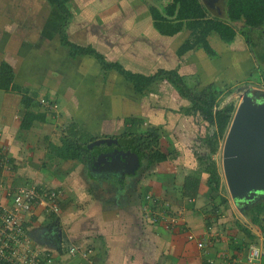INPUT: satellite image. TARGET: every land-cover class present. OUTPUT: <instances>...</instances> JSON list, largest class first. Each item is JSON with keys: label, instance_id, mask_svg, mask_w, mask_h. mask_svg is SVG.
I'll use <instances>...</instances> for the list:
<instances>
[{"label": "crops", "instance_id": "0c3cea01", "mask_svg": "<svg viewBox=\"0 0 264 264\" xmlns=\"http://www.w3.org/2000/svg\"><path fill=\"white\" fill-rule=\"evenodd\" d=\"M40 8V0H0V65L9 66L13 83L29 91V106L44 115L43 121L22 128L26 110L21 94L0 89V184L7 189L56 190L53 204L57 213L37 208L25 220L33 245L52 253V264H249L251 246L260 253L252 264H264V234L260 230H264V220L259 227L244 214L261 199L245 204L242 213L241 204L226 198V206L219 205L212 213L207 190L202 189L191 200L182 195L185 176L196 165V153L185 147L177 149L174 142L196 140L199 133L194 123L203 124L184 114L188 102L182 103L181 128H174L168 138L160 134L159 148L168 154L167 160L150 164L145 154L133 149L129 137H121L128 131L138 135L149 128L143 113L145 94L136 93L116 71L101 70L93 57H71L58 34L62 16L49 6L42 16ZM72 21L65 29L67 39L91 46L104 57L109 56L105 45L113 50L114 42L120 46L125 40L118 25L112 33L111 25L86 22L75 33ZM133 39L143 45L147 42V49L156 54L151 39ZM129 44L126 40L127 47ZM156 55L155 59L162 54ZM193 61L189 56L168 69L177 68L180 75L190 76L183 65ZM158 69L165 68L150 73L126 70L148 76ZM242 70L243 65L236 68ZM159 83L161 91L165 85L174 91L169 84ZM184 123L193 126L194 135ZM67 134L79 144L104 138L117 142L89 148V154L81 153L76 159H64L60 149ZM116 146L131 157L125 154L121 161L115 156L114 163L106 157L95 163L99 153ZM164 175L170 179H163ZM188 235L193 236L192 241ZM197 243L203 246L198 248ZM68 247L77 253L69 255Z\"/></svg>", "mask_w": 264, "mask_h": 264}, {"label": "trees", "instance_id": "16d2710c", "mask_svg": "<svg viewBox=\"0 0 264 264\" xmlns=\"http://www.w3.org/2000/svg\"><path fill=\"white\" fill-rule=\"evenodd\" d=\"M70 1L45 0L49 7L57 10L62 16L58 34L61 45L70 50L71 57H93L101 70L116 71L140 95L153 91L159 82L169 84L181 99L188 102L189 106L184 109V114L195 116L207 124L204 136L197 137L204 150L200 154H195L196 165L185 176L181 192L183 196L191 200L199 195L202 189L207 190V201L211 204L212 213L217 212L219 205L226 206V197L220 192L222 188L221 176L213 156L217 153L220 142L224 140L235 110L234 105L228 103L221 106L219 99L221 90L218 86L210 83L202 89L195 88L189 82L190 78L188 77L190 76L180 75L177 68L158 69L155 73L144 76L124 69L119 63L106 61L105 57L91 46H80L69 41L65 29L70 20L68 9ZM164 1V7L158 8L151 5L148 12L153 29L161 36L173 37L185 30L189 31V38L185 39L176 51L178 58H182L187 52L202 50L210 60L215 57V52L210 45L212 35L224 43H230L234 41L237 32L246 37L247 32L252 29L264 30V0H224L223 9L215 5L214 14L206 8L204 0ZM239 22L243 24V28H239L237 31L234 24ZM262 33L264 34V32ZM245 42L250 45L249 39H246ZM248 64L251 65V62ZM252 67L254 68V65ZM258 75H261L264 82V72L259 71ZM0 89L14 90L21 94L22 106L26 110L22 128L27 129L35 120L43 121L44 115L36 113L29 106L31 102L29 91L13 83L11 69L6 64L0 65ZM125 136L129 137L133 149L147 156L150 164H160L167 160L168 154L162 153L159 148V128L144 129L138 135L128 131L121 137ZM73 138L74 136L70 137L67 134L62 139L60 152L64 159H76L81 153L87 155L91 152L87 143L79 144ZM203 175L206 176L204 180H202ZM239 207L243 213V205H239ZM244 214L248 216L251 224L260 227L261 220H264V217L260 218L264 214V201H256ZM237 227L240 228L239 224ZM260 230L264 234L262 227Z\"/></svg>", "mask_w": 264, "mask_h": 264}, {"label": "rangeland", "instance_id": "374dc122", "mask_svg": "<svg viewBox=\"0 0 264 264\" xmlns=\"http://www.w3.org/2000/svg\"><path fill=\"white\" fill-rule=\"evenodd\" d=\"M212 1L213 0H206V2L211 3L214 7L218 6L220 9H223L224 0H214L213 3ZM151 5L162 8L165 5V1L71 0L68 4L69 12L72 11L69 21L73 20L72 27L74 28L73 31L75 33H77L76 30L79 26L85 27L86 22L88 24H106L107 27L111 25L112 33L116 31L115 25H118L117 28L119 32H122L121 34H125V36H122L121 38H124L125 40L120 42V46L114 42L115 45L113 50L108 45H105V52L109 55L108 57H105V59L109 62L114 61L119 63L122 67L130 71L150 73L159 67L168 69L170 67H174L175 65L182 64L183 59L188 60L190 56L194 60L193 63L187 62V65H183V71L191 76L188 77L190 78V84L198 89L204 88L210 82L218 86L221 90V93L219 94L221 106L232 103L236 109L240 102V96L246 89L264 94V82L261 75H258L259 71L264 72V34L262 33L264 30L252 29L250 32H247L246 37L237 32L234 41L230 43H224L215 35H212L210 38V45L215 52V57L210 58L209 61H207L208 58L202 50L187 52L184 55V58H178L176 51L179 45L183 43L185 39L189 38V31L185 30L173 37L159 35L153 29L151 24V18L148 12L149 6ZM47 6L48 5L44 2V0H40V11H42V16H45L46 12H49ZM211 13L214 14L215 12L211 11ZM234 27L238 31L239 28H243V24L240 22L235 23ZM133 37L151 39L153 41L152 50L156 49V54L162 55L155 59V56L157 55L153 54L154 51L151 53L147 49V42L143 45L142 42L137 41V39H133ZM246 39L250 40V45L246 44ZM126 40H129V47L126 45ZM153 45H155V48ZM132 46L133 48L130 49ZM245 49L247 52H245ZM233 51H236V54L229 56V53H232ZM245 55H248L249 61L244 59ZM251 61L254 68L252 67V64H248V62ZM240 65H243V70L237 72L236 68ZM225 66H227V68H225ZM100 79L101 78L99 76V80ZM155 87L156 88H153V92H157V95L151 94V96H149L150 94L147 93L144 95L146 106H144L143 113L144 118L146 119V126L149 128H159L161 136L168 138L170 132L172 133L174 128H181V107H183L182 103L185 102L184 100H180L176 92L167 89L166 85L164 87V91H161L159 85H156ZM51 110H54V108ZM194 124L197 128L199 136H203L204 131H206V126L204 124L198 125L199 122H195ZM192 127L193 126L189 124L186 125L184 123V128H189V131L192 135H194L195 131H192ZM163 143L165 146V142ZM174 144L176 145V148H188L190 153L195 152L196 154H200L204 150V147L198 139H193L190 143H186L180 139L179 141H175ZM222 144L223 141L220 142L219 149L213 156V159L216 162L218 172L221 176L222 188L220 192L226 198L230 199L222 173ZM174 169L176 168L174 167ZM162 178L167 180L170 179V177L166 175ZM243 206L247 207L245 204ZM232 208L233 212L236 213V216L242 220L240 212L237 210L235 205H232ZM24 219L26 220L28 217H25Z\"/></svg>", "mask_w": 264, "mask_h": 264}, {"label": "water", "instance_id": "95a60500", "mask_svg": "<svg viewBox=\"0 0 264 264\" xmlns=\"http://www.w3.org/2000/svg\"><path fill=\"white\" fill-rule=\"evenodd\" d=\"M204 4L211 12L206 0ZM116 142L110 138L97 139L87 147H110ZM125 154L116 146L99 153L95 163L106 157L110 163H114L115 156L124 161ZM221 158L225 185L233 202L250 204L264 197V97L255 100L250 89H246L240 96L223 140ZM121 164L124 165L123 162Z\"/></svg>", "mask_w": 264, "mask_h": 264}, {"label": "built area", "instance_id": "2783aa9c", "mask_svg": "<svg viewBox=\"0 0 264 264\" xmlns=\"http://www.w3.org/2000/svg\"><path fill=\"white\" fill-rule=\"evenodd\" d=\"M45 104L47 105L46 102ZM47 106L53 107L50 104ZM203 124L207 126L206 123ZM55 197L56 190L49 188L41 190L31 187L7 189L5 185L0 184V199L5 200L4 203L0 201V264L53 263L52 253L31 244L24 218L33 215L37 208H42L48 214L57 213V208L53 204ZM188 240L192 241L193 236L188 235ZM202 246L201 243H197L198 248ZM67 253L75 255L77 250L74 247H68ZM259 258L260 253L257 248L249 247L247 262L252 264Z\"/></svg>", "mask_w": 264, "mask_h": 264}, {"label": "flooded vegetation", "instance_id": "af4514ba", "mask_svg": "<svg viewBox=\"0 0 264 264\" xmlns=\"http://www.w3.org/2000/svg\"><path fill=\"white\" fill-rule=\"evenodd\" d=\"M214 2V0L212 1V3ZM209 8L212 10V11H214L213 10V8H215L214 7V5H212L211 3H209ZM253 94H254V99L255 100H259V99H261L262 97H264V94H261V93H258V92H256V91H253ZM261 199V201H264V197H262V198H260ZM241 205H244V204H241Z\"/></svg>", "mask_w": 264, "mask_h": 264}]
</instances>
